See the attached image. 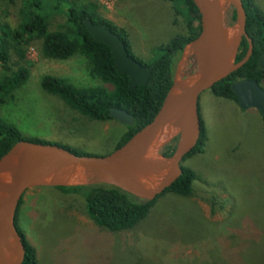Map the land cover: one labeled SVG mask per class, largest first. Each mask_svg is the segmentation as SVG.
I'll return each instance as SVG.
<instances>
[{
    "label": "rangeland",
    "instance_id": "rangeland-1",
    "mask_svg": "<svg viewBox=\"0 0 264 264\" xmlns=\"http://www.w3.org/2000/svg\"><path fill=\"white\" fill-rule=\"evenodd\" d=\"M41 1L42 8L33 13L46 20L50 31L60 29L74 0L60 9L55 0ZM25 2L0 0V25L16 28L24 17ZM80 2L121 26L132 55L146 64L158 58V47L188 34L189 14L179 4L162 0ZM253 2L264 15V0ZM233 15L229 7L228 27L235 23ZM41 50L39 40L27 48L30 77L8 94L0 109L2 118L27 141L94 156L112 153L127 132L126 125L90 120L41 88L45 75L64 78L78 88L103 85L91 75L89 60L80 54L64 61L49 59ZM15 61L13 56L11 62ZM196 70L192 56L183 52L176 58L175 77L187 78ZM199 113L207 133L205 150L182 162L183 168L197 174L194 194L189 198L163 195L132 230L113 232L98 226L88 216L80 195L51 187L27 191L17 221L36 250L38 264H264V119L256 109L242 110L236 102L211 91L201 95ZM163 147L156 152L161 160Z\"/></svg>",
    "mask_w": 264,
    "mask_h": 264
},
{
    "label": "water",
    "instance_id": "water-1",
    "mask_svg": "<svg viewBox=\"0 0 264 264\" xmlns=\"http://www.w3.org/2000/svg\"><path fill=\"white\" fill-rule=\"evenodd\" d=\"M222 0H193L201 16V32L186 47L196 72L187 78L174 76L173 85L154 119L123 146L106 156L77 154L55 144L21 140L0 158V264H23L24 239L16 225L17 210L25 193L34 188L105 185L126 192L142 201L152 202L169 189L183 174L182 162L196 147L201 136L199 99L216 83L242 68L252 57L254 44L249 37L243 0H224L236 14L233 26L225 23ZM85 27L98 44L112 50L116 68L130 78L129 87L145 86L153 67L132 57L119 35L86 19ZM229 30L236 32L230 44ZM249 43L245 57L236 62L243 39ZM264 70V54L259 59ZM242 110L256 109L264 118V88L253 80L232 84ZM111 118L129 126L133 116L119 108ZM176 133H173V132ZM167 136L166 142H161ZM177 136L173 154L155 162L148 155L166 146ZM163 147V148H164ZM158 157V156H157ZM149 180L143 182L140 176ZM157 175V180L152 176Z\"/></svg>",
    "mask_w": 264,
    "mask_h": 264
},
{
    "label": "trees",
    "instance_id": "trees-1",
    "mask_svg": "<svg viewBox=\"0 0 264 264\" xmlns=\"http://www.w3.org/2000/svg\"><path fill=\"white\" fill-rule=\"evenodd\" d=\"M55 1L57 9H60L63 4L72 2L69 0ZM162 1L179 4L188 12V34L178 35L167 44L158 47L156 52L159 56L151 64L140 61L144 65L153 67V72L145 86L131 89L129 87L130 78L118 72L110 47L96 43L93 36L87 31L84 22L89 19L94 24L105 26L119 35L127 45L130 55L134 57L127 33L123 28L102 18L96 11H91L87 4L81 3L80 0H74L69 5V16L66 23L60 29L50 31L46 20L33 13V11L42 8V1L26 0L22 10L24 17L16 28H12L8 24L0 25V109L8 94L28 81L31 63L27 58V48L34 41L39 40L42 43L41 52L45 58L64 61L76 54L87 58L90 63L91 75L103 83L101 86L78 88L64 78L45 75L41 80V88L44 92L60 98L71 109L93 121L109 122L114 120L110 115L112 108L125 110L133 116L134 124L127 126V132L116 146V149L120 148L157 115L173 85L176 58L201 32V16L193 0ZM244 7L247 13L246 30L254 44L253 55L242 68L216 83L209 90L215 96L234 101L237 104V97L232 90L233 83L253 80L264 88V70L259 66V59L264 54V15L253 0H244ZM233 20H236L235 12ZM248 48L249 43L244 38L236 56V62L245 57ZM13 56L16 57V61L12 63ZM21 140L24 139L17 128L10 125L0 114V158ZM206 142L207 133L201 122L199 142L184 160L195 154L203 153ZM176 143L177 139L166 145L162 155L170 157L175 150ZM61 147L77 154H84L65 146ZM197 179V174L193 169L183 168V174L178 180L152 202L142 201L120 189L105 185L57 187L56 189L65 194L82 196L86 203L88 216L98 226L109 231L120 232L132 230L145 220L156 200L167 193L184 198L191 197L194 194V183ZM21 203L22 200L19 207ZM18 210L16 225L26 246V258L23 264H38L35 248L29 245L24 233L18 227Z\"/></svg>",
    "mask_w": 264,
    "mask_h": 264
},
{
    "label": "bare ground",
    "instance_id": "bare-ground-1",
    "mask_svg": "<svg viewBox=\"0 0 264 264\" xmlns=\"http://www.w3.org/2000/svg\"><path fill=\"white\" fill-rule=\"evenodd\" d=\"M221 7H222L224 14H225V23H228L227 22L228 4L224 0L221 1ZM228 39H229L230 44H233L235 42V39H236V32L233 30H229ZM167 139H168L167 136H165L161 142H166ZM157 160H158V157H157L156 151H152L147 157V161H149V162H155ZM140 179L143 182H146V183L149 182L147 177L144 175H141Z\"/></svg>",
    "mask_w": 264,
    "mask_h": 264
},
{
    "label": "flooded vegetation",
    "instance_id": "flooded-vegetation-1",
    "mask_svg": "<svg viewBox=\"0 0 264 264\" xmlns=\"http://www.w3.org/2000/svg\"><path fill=\"white\" fill-rule=\"evenodd\" d=\"M243 3H244V0H243Z\"/></svg>",
    "mask_w": 264,
    "mask_h": 264
},
{
    "label": "crops",
    "instance_id": "crops-1",
    "mask_svg": "<svg viewBox=\"0 0 264 264\" xmlns=\"http://www.w3.org/2000/svg\"><path fill=\"white\" fill-rule=\"evenodd\" d=\"M121 27V26H120Z\"/></svg>",
    "mask_w": 264,
    "mask_h": 264
}]
</instances>
